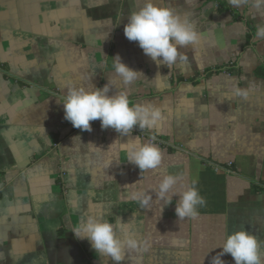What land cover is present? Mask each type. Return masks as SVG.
<instances>
[{
  "label": "crops",
  "instance_id": "1",
  "mask_svg": "<svg viewBox=\"0 0 264 264\" xmlns=\"http://www.w3.org/2000/svg\"><path fill=\"white\" fill-rule=\"evenodd\" d=\"M155 2L187 15L201 35L171 68L124 34L145 0H0V264H114L72 231L88 215L121 218L149 241L123 264H212L240 229L264 243V8ZM117 55L145 77L126 86ZM107 83L109 95L127 92L132 105L163 107L162 127L121 136L99 120L88 132L65 119L70 84ZM154 134L163 165L141 175L122 143ZM230 163L234 172L216 167ZM166 173L198 181L207 206L197 220L179 221V196L164 206L149 190L151 210L121 201L130 188L158 187ZM221 259L235 264L231 254Z\"/></svg>",
  "mask_w": 264,
  "mask_h": 264
},
{
  "label": "clouds",
  "instance_id": "2",
  "mask_svg": "<svg viewBox=\"0 0 264 264\" xmlns=\"http://www.w3.org/2000/svg\"><path fill=\"white\" fill-rule=\"evenodd\" d=\"M229 3L234 7L251 3L256 9L264 8V0H229ZM124 34L129 41L138 42L145 55L158 66L166 65L168 68L187 60L181 48L198 44L201 40L196 24L187 15L181 16L175 8L163 6L155 0H145L142 7L131 12ZM258 36L264 38V27L260 28ZM114 68L126 86L145 77L143 72L123 63L119 55L115 57ZM111 90L109 83L103 88L70 84L62 102L65 119L75 128L88 132L92 131V122L99 120L103 129L112 128L121 136H129L137 127L154 132L162 127L166 120L163 107L152 103L132 105L127 92L109 95ZM233 92L244 99L249 95L247 90L239 88L233 89ZM155 141L154 134L148 140L135 137L122 143L126 160L138 166L141 175L163 165L164 153ZM185 179L183 174L166 173L158 187L148 190L130 188L127 197L122 196L121 201L135 202L141 208L151 210L153 196L149 190L156 193V201H163L164 206L170 205L173 198L179 196L176 206L179 221L197 220L200 215L198 209L206 207L207 201L200 194L198 181L193 180L189 185ZM72 231L78 239H88L97 254L109 258L114 264H123L128 252H144L149 247V241L137 238L130 224L124 223L121 218L114 224L102 216L88 215ZM222 248L223 252L213 258L212 264H225L221 259L224 254H231L235 264H264V243L245 229L229 235Z\"/></svg>",
  "mask_w": 264,
  "mask_h": 264
},
{
  "label": "built area",
  "instance_id": "3",
  "mask_svg": "<svg viewBox=\"0 0 264 264\" xmlns=\"http://www.w3.org/2000/svg\"><path fill=\"white\" fill-rule=\"evenodd\" d=\"M231 166H232V163L228 164L227 166L217 165L216 167L218 169H223V170H225L227 172H234V170H232V167ZM61 176H63V172H62Z\"/></svg>",
  "mask_w": 264,
  "mask_h": 264
},
{
  "label": "bare ground",
  "instance_id": "4",
  "mask_svg": "<svg viewBox=\"0 0 264 264\" xmlns=\"http://www.w3.org/2000/svg\"><path fill=\"white\" fill-rule=\"evenodd\" d=\"M161 139V138H160Z\"/></svg>",
  "mask_w": 264,
  "mask_h": 264
}]
</instances>
